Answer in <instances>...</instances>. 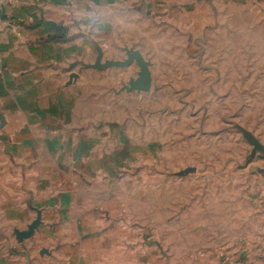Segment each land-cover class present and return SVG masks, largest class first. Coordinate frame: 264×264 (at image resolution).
Segmentation results:
<instances>
[{
  "label": "crops",
  "instance_id": "crops-1",
  "mask_svg": "<svg viewBox=\"0 0 264 264\" xmlns=\"http://www.w3.org/2000/svg\"><path fill=\"white\" fill-rule=\"evenodd\" d=\"M240 1L0 2V264H264V167L246 213L234 178L232 217L187 172L165 181L163 207L161 191L120 175L144 149L129 109L146 110L135 60L162 42L147 25L224 27ZM219 227L233 240L215 243Z\"/></svg>",
  "mask_w": 264,
  "mask_h": 264
},
{
  "label": "rangeland",
  "instance_id": "rangeland-1",
  "mask_svg": "<svg viewBox=\"0 0 264 264\" xmlns=\"http://www.w3.org/2000/svg\"><path fill=\"white\" fill-rule=\"evenodd\" d=\"M220 20L224 27L194 28L193 34L190 29L147 25V33L162 42H146L145 53L138 63L135 60L138 66L130 80L144 84L146 110L129 109L140 112L136 118L140 123L130 126L144 149L136 156L138 162H131L120 175L128 173L129 180L144 182L147 194L161 191L163 207L170 203L164 198L169 197L165 181L187 172L183 179L194 181L193 190L209 188L211 197L224 199L232 217L239 192L234 178L242 181L246 213L247 202L254 199L251 177L264 167V0H241ZM187 164L194 166L174 174V168ZM250 164L256 170L249 169ZM257 192L262 195L260 184ZM228 222L234 224L233 219ZM219 229L215 243L233 240ZM223 250L226 258L227 247H220ZM243 259L249 260L247 253Z\"/></svg>",
  "mask_w": 264,
  "mask_h": 264
},
{
  "label": "built area",
  "instance_id": "built-area-1",
  "mask_svg": "<svg viewBox=\"0 0 264 264\" xmlns=\"http://www.w3.org/2000/svg\"><path fill=\"white\" fill-rule=\"evenodd\" d=\"M2 1H4V0H0V2H2Z\"/></svg>",
  "mask_w": 264,
  "mask_h": 264
},
{
  "label": "water",
  "instance_id": "water-1",
  "mask_svg": "<svg viewBox=\"0 0 264 264\" xmlns=\"http://www.w3.org/2000/svg\"><path fill=\"white\" fill-rule=\"evenodd\" d=\"M1 8V7H0ZM0 13H1V11H0Z\"/></svg>",
  "mask_w": 264,
  "mask_h": 264
}]
</instances>
